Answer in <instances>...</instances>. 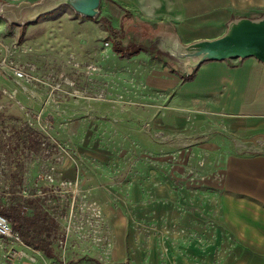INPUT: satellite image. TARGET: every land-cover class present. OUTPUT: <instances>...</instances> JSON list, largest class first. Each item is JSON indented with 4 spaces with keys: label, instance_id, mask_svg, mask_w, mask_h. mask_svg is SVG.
Here are the masks:
<instances>
[{
    "label": "crops",
    "instance_id": "obj_1",
    "mask_svg": "<svg viewBox=\"0 0 264 264\" xmlns=\"http://www.w3.org/2000/svg\"><path fill=\"white\" fill-rule=\"evenodd\" d=\"M63 2L70 5L68 0H0V30H11L12 25L9 27L1 17L10 19L11 24L19 26L22 40L29 25L38 23L43 14L59 8ZM76 8L89 16L94 12L106 25L100 33L112 40L99 53L103 73L96 77L98 85L94 87L101 91L103 86V125L117 127L123 134L112 137L110 142L103 139V147L92 151L93 159L107 164L115 156L119 159L127 156L128 149L132 147L133 151L134 147L133 156L138 157L140 165L145 157L153 163L168 164L176 148L170 142L178 138L183 146L192 144L201 152L211 153L210 160L222 164L219 171L210 173V179L207 176L201 183L183 185L177 192L172 193L165 184L157 186L151 182L146 190L157 199L140 210L146 191L138 181L131 187L132 203L120 199L116 208L115 197L123 195L127 185H108L104 171L87 163L82 183L93 186L91 198L103 205L114 226L111 264H136L130 259L129 240L125 236L128 223L125 210L129 209L137 215L144 210L157 215L172 213L182 230L198 229L205 219L211 218L216 228L210 233V241L217 244L225 236L219 227L225 220L226 241L235 244L228 264L231 256L233 264H264V63L254 56L207 60L189 76L164 57L161 47L174 36L184 45L217 38L232 19L263 15L264 0H79ZM113 99L118 102L113 104ZM80 129L81 123L75 125L74 130ZM157 133H162L160 138ZM140 147L151 152L157 149L168 152L159 154L157 160L156 155L144 156ZM184 154L179 155L178 162H188ZM57 170L59 185L76 178L77 167L68 160L60 162ZM148 175L151 180L156 178L155 171ZM67 192L61 191L60 196ZM178 192L182 198L177 197ZM35 198L42 206L40 196ZM159 200L162 203L156 204ZM47 210L52 213L48 207ZM52 214L61 225V235L65 222ZM201 240L194 238L193 242ZM240 243L245 247L237 251ZM16 246L22 257L20 264L37 260L34 264H40L39 259L44 258L40 249L26 244ZM98 254L92 251L88 257L104 264ZM70 255L72 259L73 252ZM197 256L191 250L180 252L178 264H191L193 259L214 260L203 254Z\"/></svg>",
    "mask_w": 264,
    "mask_h": 264
},
{
    "label": "rangeland",
    "instance_id": "obj_2",
    "mask_svg": "<svg viewBox=\"0 0 264 264\" xmlns=\"http://www.w3.org/2000/svg\"><path fill=\"white\" fill-rule=\"evenodd\" d=\"M68 2L70 5L63 2L59 8L43 14L38 23L29 25L22 40L19 39V26L15 23L11 24L10 19L1 17L4 23H7L9 27L12 25V28L7 32L4 29L0 30V138L4 139L7 134H17L20 131L28 133L29 141L26 143L21 137L17 140L14 138L13 146L17 141H22L18 152L12 151L4 156L0 151V191L11 190L14 183L11 175L19 171L17 164L21 160L23 172L20 176L23 182L18 183L17 188L24 193L41 192L39 196L42 203L59 220L64 221L66 227L71 205L70 194L48 196L43 192L49 190L51 182L58 183L57 165L60 162L68 160L76 166L74 158L78 159L81 170L80 173L77 172L80 178V191L85 193L87 201H93L100 207L102 228H98V225L93 223L90 214L84 215L83 221L78 224L80 226L77 232L69 233L64 242L61 235L54 239L56 257L47 258L42 253L44 258H40L41 260L38 258L39 263L99 264L88 257L92 251H97L101 263L111 264V253L115 247L114 226L110 216H106L103 205L91 198L90 192L93 186H85L82 183V172L87 170L85 168L87 163L93 168L104 171L109 178L108 185H127L128 188L123 191V195L115 197L116 208L120 199L132 203L131 187L133 182L138 181L146 191L142 194L140 210L150 207L148 202L157 199L151 194L152 192L146 190L151 182L157 186L165 184L172 189L173 193L180 190L179 188L183 185L189 187L197 182L201 183L207 179V176L210 179V173L219 171L222 164L210 160L211 153L201 152L192 144L183 146V141L181 143L178 138L170 142L176 148L168 164L160 161L153 163L145 157L142 160L143 165H140L137 161L138 157L133 156L134 147L133 151L132 147L128 149L127 156L121 159L115 156L107 164L93 159L92 151L103 147V139L110 142L112 137L123 135L117 127L108 128L103 125V86L102 92L94 87V84L98 85L96 77L103 73L100 54L103 53V48L110 46L105 42L109 41L111 44L112 40L109 35L100 33L106 25L104 21L98 20L94 12L89 16L78 10L76 6L79 0H68ZM184 60L177 63L179 69L183 71L186 63ZM90 64L95 68H89ZM19 67L23 70L27 69L39 79L29 80L17 77L15 68ZM111 102L116 104L118 101L113 99ZM79 123L82 129L74 130L75 125L78 127ZM160 135L162 133H157V137L160 138ZM52 140H58L64 144L72 157L67 154H57L56 159L41 161L38 157L42 154L43 144ZM140 149L144 156L156 155L157 160L159 154L168 152L162 149L151 152L144 147ZM184 152L186 154L184 156L189 158L188 162H178L179 155ZM81 161L84 162L83 166ZM154 171L156 178L151 180L148 174L151 175ZM45 174H51L53 181H49ZM178 175L184 176L183 179ZM71 180L75 181V179ZM177 194V197H183L179 195V192ZM155 203L162 202L159 200ZM133 205L137 206V204ZM117 213V211L113 212V216L116 217ZM125 213L128 218L125 236L129 240L132 263L178 264L177 257L180 252L184 254L185 251L189 253L191 250L194 255L198 253V256L203 254L204 257L209 256L214 259L204 262L193 259L191 264H228V256L234 250L235 244L226 241L227 227L222 217L224 225L218 223L226 237L221 236V241L217 244L210 241V233L213 228H216L211 218L205 219L204 225L198 229L182 230L176 224V217L173 218L172 213L169 214V212L157 215L151 210H144L142 214L137 215L129 209L125 210ZM217 229L220 233L218 225ZM93 232L102 238L98 243L89 236V233ZM194 238L202 240L194 243ZM12 244L21 245L18 242H12ZM244 247V244L240 243L237 251H242ZM10 248H5L0 243V264H20L22 257L19 254L17 257L10 256ZM72 252L74 257L70 259ZM230 258L229 264H233L234 257Z\"/></svg>",
    "mask_w": 264,
    "mask_h": 264
},
{
    "label": "water",
    "instance_id": "obj_3",
    "mask_svg": "<svg viewBox=\"0 0 264 264\" xmlns=\"http://www.w3.org/2000/svg\"><path fill=\"white\" fill-rule=\"evenodd\" d=\"M161 47L164 57L177 69V63L185 59V69L180 70L189 76L207 60L254 56L264 63V14L230 20L226 31L217 38L201 39L184 45L174 36L164 41Z\"/></svg>",
    "mask_w": 264,
    "mask_h": 264
},
{
    "label": "trees",
    "instance_id": "obj_4",
    "mask_svg": "<svg viewBox=\"0 0 264 264\" xmlns=\"http://www.w3.org/2000/svg\"><path fill=\"white\" fill-rule=\"evenodd\" d=\"M107 28L111 31L113 29L110 25ZM1 126L3 127L2 124ZM19 137L28 143V133L20 131L17 134H8L4 139L0 138V151L4 156L12 151L18 152L20 141H17L15 146L12 143L14 138L17 140ZM6 146H10V152L4 151ZM18 164L19 171L11 175L14 183L9 190L10 195L6 197L0 193V214L8 218L13 229L19 233L26 245L42 250L49 257H56L54 239L60 236L61 225L47 208L41 206L38 198L26 197L18 193L17 184L23 182L22 176H20V173L23 172L22 162Z\"/></svg>",
    "mask_w": 264,
    "mask_h": 264
},
{
    "label": "built area",
    "instance_id": "obj_5",
    "mask_svg": "<svg viewBox=\"0 0 264 264\" xmlns=\"http://www.w3.org/2000/svg\"><path fill=\"white\" fill-rule=\"evenodd\" d=\"M106 45H110L109 41L105 42ZM89 68L94 69L95 66L92 64L88 65ZM15 73L17 77L20 78H26V79H39L37 76H35L33 73H30V71L23 70L22 68H15ZM55 78V77H54ZM8 135V134H7ZM6 135V136H7ZM22 142V141H21ZM20 142V143H21ZM5 152H10V146H6L4 149ZM57 154H67L72 157L70 152L67 150L66 146L62 144L58 140H52L51 142H46L43 144V149H42V154L41 156L39 155V159L43 162H46L50 159H56ZM22 162L21 160L19 163ZM74 162L77 167V172H81L80 170V165H79V160L74 158ZM82 162V161H81ZM80 162V163H81ZM84 165V162H82V166ZM46 178L49 181H53V177L51 174H45ZM21 189V188H20ZM68 191L67 193L70 194V210H69V215H68V220L66 221V229L64 228V232L61 234V239L62 242H64L68 236L69 233L71 232H77L79 230L78 224H80L83 221L84 215H91L93 223L95 225H98V228H102V211L100 207L93 201H87L86 200V195L85 193H81L80 191V178L77 175L75 178V181L73 182L72 180H65L61 182V184H53L51 182L50 188L48 191L43 192L46 195L50 196L53 194H60L61 191ZM1 194L5 195L6 197L10 195V192H5V191H0ZM18 193L23 194L26 197H38L41 192H34L32 194L30 193H24L22 190H19ZM42 206L47 208L42 203ZM106 229V227H104ZM86 236V234L84 235ZM89 236L92 240L96 241L98 243L102 238L100 235H97L96 233H89ZM12 242H18L21 244H25L19 233L16 232L12 225L11 222L8 220L7 217L3 216L0 214V243L5 247V248H10L9 250V255L10 256H15L18 255V251L15 249L14 245ZM35 260V259H33ZM10 264V263H7Z\"/></svg>",
    "mask_w": 264,
    "mask_h": 264
}]
</instances>
